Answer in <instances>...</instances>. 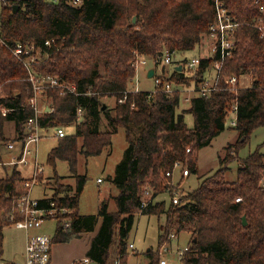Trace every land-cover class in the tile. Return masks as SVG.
<instances>
[{"label": "trees", "instance_id": "16d2710c", "mask_svg": "<svg viewBox=\"0 0 264 264\" xmlns=\"http://www.w3.org/2000/svg\"><path fill=\"white\" fill-rule=\"evenodd\" d=\"M72 1L0 0V38L7 44H0V145L6 139L7 121L20 133L33 114L27 102L32 96L28 69L9 47L16 43L39 46L47 57L32 64L31 71L74 85L77 93L60 94L57 88H48L45 97L53 109L40 119L42 131L57 123L66 128L74 124V132L58 137L46 158L52 166L56 160L65 161L74 180L63 183L59 181L63 176L55 174L51 194L38 202L40 208L68 210L54 216L52 242L92 232L100 219L86 257L93 264H106L113 244L119 257L129 249L127 237L136 215L164 216V223L158 224V248L169 242L171 232L189 236L179 264H264V153L256 150L238 157L253 131L264 125V0H219L238 25L233 33L235 48L218 69L211 67L217 54L205 55L192 72L174 65L165 75L163 69L160 78L174 86H190L207 78L216 82V90L193 96L185 101L189 107L179 111L183 95L178 88L171 93L157 89L151 96L144 90L127 91L135 75L132 61L136 53L151 59L165 50L176 54L193 49L206 38L215 19V0ZM245 75L250 82L242 87L239 81ZM232 76L237 78L235 90L225 82ZM105 97L114 99L111 108ZM3 107L11 110L2 115ZM77 107L84 109L79 122ZM229 112L235 115L231 129L237 138L225 146L220 167L201 176L195 188L180 189L178 204L156 200L160 194L170 195L172 185L165 173L173 170L175 162L184 165L189 175L198 172L197 151L225 129ZM185 113L192 115V127L185 123ZM119 128L124 130L127 146L110 177L118 191L113 197L116 209L109 211L103 201L96 214H80L86 177L77 171L78 156L100 154L110 147L112 134ZM235 159L240 161L236 179L228 181L227 165ZM6 167L2 166L5 174L0 176V259L3 229L12 225L8 215L26 192L21 167L9 166L10 171ZM179 178L180 172L176 183ZM146 191L147 203L142 206ZM65 222H69L66 228ZM156 250L145 252L147 264H160Z\"/></svg>", "mask_w": 264, "mask_h": 264}, {"label": "built area", "instance_id": "2783aa9c", "mask_svg": "<svg viewBox=\"0 0 264 264\" xmlns=\"http://www.w3.org/2000/svg\"><path fill=\"white\" fill-rule=\"evenodd\" d=\"M79 0H73L72 4L78 3ZM237 22H235L228 12L223 8L219 0H215V19L209 26V31L206 35L209 43L207 44V54L209 56L218 55V59L215 60L211 67L218 69L222 61L232 54L233 49L236 45V39L233 36L235 28L237 27ZM0 44L7 46V44L0 38ZM45 45H49V41H45ZM13 55L28 69V81L31 83L32 96L27 100L29 107L32 109L33 114L28 117L22 126V131L20 133L16 132L14 128L9 132V136L1 143L0 149L2 148L4 152L8 154V160L1 157L0 152V166H12L19 165L21 168L28 169V175L24 176L23 186L26 192L22 194L15 204V211L8 215L9 220L12 225L17 228L24 230L26 232V239L24 244L23 260L21 264H50L51 258V248H52V238L43 234H31L28 231L33 229H38L41 227L42 223L46 219H53L56 213L66 214V208H40L38 207V202L40 199H35L30 196V191L32 188L40 183L39 176L44 173V167L37 162V145L41 138V126L40 119L44 112L51 111L53 107L50 102L46 100L45 93L48 88H57L60 94L64 93H76L74 85L66 84L60 81L58 78L50 75H35L31 71L32 64L41 61L46 54H42L40 47L36 46L34 43H16L13 47H9ZM175 53H170L168 51H163L162 53L156 55L155 57L149 59L144 55L135 54L132 66L135 70V75L130 81V85L127 88L128 92H139L142 91L135 84L133 86V80L136 77V70L141 66L147 65L150 61L152 63L153 74L150 78L153 80V89L147 90L148 95L151 96L157 89H161L167 93H171L173 90L177 89L184 95L183 100L189 101L193 96L206 95L210 91L216 90L215 80L207 78L196 84L186 86V85H176L170 81H162L160 76L163 73V69L171 65H177L179 70L186 69L187 71L196 70L197 66L200 64V60L205 55L192 56L190 58H179L174 59ZM160 67L161 71L156 72V68ZM165 71V70H164ZM169 72L165 71V75ZM147 76V75H146ZM229 88L235 90L237 83V78L232 76L225 80ZM44 97V103H41V99ZM123 100L119 99V102ZM11 109L1 108L2 115H5ZM231 111H236V104L231 106ZM84 109L77 107L75 109L76 120H81L83 116ZM231 125H235V118L231 120ZM54 128V135L56 138L63 137L67 134L66 127L64 125H50ZM48 128L46 127L45 130ZM189 149H186L188 152ZM180 169V180L187 178L189 175L188 169L179 162H175L172 171H167L165 173L166 177L170 178V185H172V190L169 195L171 203L178 204L180 201L181 190L180 184L174 181V170ZM179 180V181H180ZM261 185L264 189V179L261 180ZM149 192H145V196L141 199V205L145 206L147 203L146 198ZM43 198H48L43 197ZM42 198V199H43ZM240 198H236L235 201H239ZM53 206V203H50ZM69 226V222H65L63 227ZM177 238L175 232L168 234L169 242H165L160 248L158 254L161 256L160 264H173L172 259H166L164 255L168 253H173L179 260L181 259L183 253L187 250V246L180 248H175L174 250L170 247V241ZM131 250L134 249L132 243L129 244ZM119 258V256H118ZM174 258V259H177ZM118 260H115L117 263ZM0 264H17L12 262H5L0 259ZM73 264H93L88 257H83Z\"/></svg>", "mask_w": 264, "mask_h": 264}, {"label": "rangeland", "instance_id": "374dc122", "mask_svg": "<svg viewBox=\"0 0 264 264\" xmlns=\"http://www.w3.org/2000/svg\"><path fill=\"white\" fill-rule=\"evenodd\" d=\"M209 43L207 38H204L201 43L197 44L193 49L184 51L182 53L174 54V59L190 58L192 56L206 55L207 44ZM152 63L149 61L147 65L141 66L136 70V77L133 80V86L135 84L139 89L147 91L153 89V80L150 77H146V71L149 67H152ZM171 65L165 67L166 72H170ZM161 68L157 67L156 72H160ZM250 82L249 76L240 77L239 85L247 86ZM184 96V95H183ZM46 102L44 97L41 99V103ZM104 102L107 107L111 108L114 103L113 98H104ZM189 107V103L184 100L181 101L178 111L182 108ZM234 113L229 112L225 119V129L211 142L200 148L196 153L198 172L190 174L187 178L178 181L180 189L182 191H188L197 186L201 176H209L215 172L219 166V159L225 155V146L228 143H232L237 138L235 130L231 129V120L234 118ZM84 119V113L81 120ZM80 120H78L79 122ZM184 121L188 127L193 126V117L190 113L184 114ZM55 125H65L57 123ZM100 129H104V120H101ZM47 130L41 132V138L37 145V162L43 165L44 173L39 176L40 183L35 185L30 191V196L35 199H42L44 194L50 195V187L54 183L53 176L55 174L63 176V183L73 184V178L69 177V169L67 163L63 160H56L54 166L46 162L48 152L56 145L57 138L54 135L53 126H48ZM13 129V122H6V136H9V132ZM69 133L74 132V124L66 128ZM12 132V131H11ZM127 143L125 140L124 130L119 128L112 134V142L110 147L105 148L100 154L89 155L84 157L78 156L77 171L79 174H83L86 177V181L83 190L79 197L78 212L80 214H96L101 202L107 203L108 210L113 212L116 209L113 197L117 195L118 191L114 184L110 181V177L114 175L116 165L122 160L124 149ZM256 150L264 153V125L257 127L250 136L249 141L243 146L239 152V158H245L249 153ZM1 157L8 160V154L1 148ZM240 162V161H239ZM238 160H232L228 163V170L225 173V178L228 181H234L236 179V170L239 164ZM179 170H174V181L179 177ZM6 171L9 170V166L6 167ZM23 172V171H22ZM5 174V170L0 166V176ZM24 176H27L26 172H23ZM264 179V174H263ZM171 181V180H170ZM173 188V187H172ZM145 196V194H144ZM143 196V197H144ZM156 200L169 201V195L164 193L158 195ZM164 223V216L157 218L156 216L136 215L133 226L128 234L127 243H132L134 249L130 248L121 253L118 258L116 247L113 244L110 248L108 261L106 264H147V257L145 252L148 249L152 251L156 250L157 255L159 248L157 247L158 238V224ZM56 228L55 219H46L38 229L30 231L31 234H43L49 237H53ZM24 230L17 229L13 225L6 226L3 229V242H2V255L1 259L5 262H17L21 261V253L24 248ZM91 235V234H89ZM85 238V237H83ZM189 236L186 233L177 234V238L173 239L170 243L172 250L175 248L182 249L187 246ZM79 241V240H75ZM80 244L84 243V240L79 241ZM80 246V245H78ZM159 246V245H158ZM84 255L80 257L83 258ZM124 256V257H123ZM166 259H172L173 264H179L180 260L174 256L173 253L164 255ZM123 257V258H122ZM177 258V259H174ZM80 259V258H78ZM76 259V260H78ZM118 260L115 263V260Z\"/></svg>", "mask_w": 264, "mask_h": 264}, {"label": "crops", "instance_id": "0c3cea01", "mask_svg": "<svg viewBox=\"0 0 264 264\" xmlns=\"http://www.w3.org/2000/svg\"><path fill=\"white\" fill-rule=\"evenodd\" d=\"M148 69H147V71H148ZM147 71H146V75H147ZM21 169L23 172H26V174L28 175V172H29L28 169H25V168H21ZM47 196H49V195L44 194V197H47ZM99 222H100V219L97 222L95 230L92 232L83 233L79 237L73 238V239L66 241V242H55V243H53L52 248H51L50 264H73L74 262H77L78 260L81 259V257H80L81 255H84L83 257H86V252L89 248L90 239L96 233V230L99 226ZM30 231H32V230H30ZM30 231H28V233H30ZM89 234H91V235H89ZM24 235H25V237H24V244H25L26 232L23 234V236ZM83 237H85V238H83ZM76 239L79 241L83 239L84 243L80 244L79 241H75ZM78 245H80V246H78ZM23 253H24V248H23L22 253H21L20 263H17L14 261H11V262L21 264L22 260H23ZM78 258H80V259H78ZM76 259H78V260H76Z\"/></svg>", "mask_w": 264, "mask_h": 264}, {"label": "water", "instance_id": "95a60500", "mask_svg": "<svg viewBox=\"0 0 264 264\" xmlns=\"http://www.w3.org/2000/svg\"><path fill=\"white\" fill-rule=\"evenodd\" d=\"M15 8H16V7L14 6V8H13V12L15 11ZM133 20H134V18H133ZM179 69H180V68H179ZM152 74H153V68H149L148 71H147V77H151ZM101 108L104 109V108H105V104H103V105L101 106ZM242 223H243V224L246 223V221H245V217H242Z\"/></svg>", "mask_w": 264, "mask_h": 264}]
</instances>
